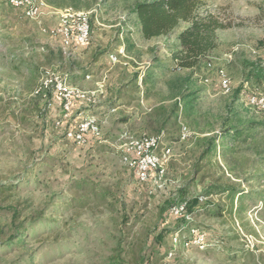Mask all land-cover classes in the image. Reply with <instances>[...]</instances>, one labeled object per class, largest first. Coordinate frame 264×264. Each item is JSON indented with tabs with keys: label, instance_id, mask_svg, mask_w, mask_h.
<instances>
[{
	"label": "rangeland",
	"instance_id": "obj_1",
	"mask_svg": "<svg viewBox=\"0 0 264 264\" xmlns=\"http://www.w3.org/2000/svg\"><path fill=\"white\" fill-rule=\"evenodd\" d=\"M140 1L82 0L91 34L75 49L54 34L65 10L35 0L42 15L28 19L13 9L24 4L0 0V264H264V129L236 148V158L225 161L220 147L226 118L264 121V107L246 101L247 94L264 95V79L247 81L244 67L255 63L264 72V0H206L233 27L218 32L219 46L201 71L157 74L163 80L147 86L142 72L170 66L165 44L175 39H142L133 14ZM110 53L120 65L109 71ZM73 63L98 69L97 85L69 84L63 76ZM221 71L231 79L229 93L220 88ZM56 73L85 105L61 125L64 101L60 110L49 84ZM138 74V86L124 85ZM183 97L192 101L187 114ZM101 107L117 110L101 115ZM82 121L91 135L78 145L70 137H78ZM184 126L191 136L180 139ZM144 136L162 138L160 150H171L166 170L152 171L146 183L129 152ZM214 137L216 152L203 156ZM232 188L242 196L232 199L224 191ZM181 195L201 200L193 224L208 235L204 248L172 245L180 224L167 203ZM13 209L21 213L16 222ZM19 224L27 237L9 244Z\"/></svg>",
	"mask_w": 264,
	"mask_h": 264
},
{
	"label": "trees",
	"instance_id": "obj_2",
	"mask_svg": "<svg viewBox=\"0 0 264 264\" xmlns=\"http://www.w3.org/2000/svg\"><path fill=\"white\" fill-rule=\"evenodd\" d=\"M46 1L49 5L63 10L69 8L78 11L87 9V7L83 5L84 3H82V0ZM13 9L20 12L24 16L22 9ZM133 14L136 16L139 33L142 39L149 41L159 37L169 36H172L175 39L172 43L165 44V48L169 53L167 61L170 63V66H168L167 63L159 65L158 67H153L152 65L146 66L144 77V79L146 78L144 80L145 86H147L149 82L152 84L160 83L163 79L156 77L157 74L167 75L178 71H201L206 60L210 58V53L216 50L219 46L218 32L220 30H226L233 27L231 23H225L213 14L208 9L206 0H144L137 2L134 5ZM182 25H185V27H183L180 32L175 33V31ZM131 48L132 47L129 46L128 51H130ZM244 67L245 70H249L247 81L254 84H259L263 81L264 72L260 66L255 63L245 62ZM89 72V67H80L79 65L73 63L69 66L68 71L63 77L69 84H73L78 80L83 79ZM139 75L140 74L136 75V79L131 80L129 84L138 86ZM49 94L50 92L47 96L44 95L47 98L45 108H47L50 104V97L48 98ZM248 95L249 94L246 95V98ZM44 96L38 95L41 99H43ZM188 99L189 97H185L183 99V111L185 114H187L192 107V101H187ZM57 103L60 105V110L61 108L63 109L62 100ZM76 109L82 108L76 107L74 111ZM176 111H179V109H176ZM69 124L63 127L64 130L67 131L70 129ZM263 129L264 121H252L245 124L240 120L237 121L232 119V117L226 118L224 121V131L220 138V147L221 150H223L222 155L224 156L225 161L229 157L236 158L233 155L241 153V151L236 148L249 139L256 140ZM217 148L218 144L216 143V138L214 137L209 139L208 148L203 153V156H211L214 152H216ZM232 165L233 167L231 169L233 171L237 165L235 162H233ZM196 171H200V168H197ZM224 191H227L232 199L238 194L239 196H242L243 192L239 188L225 189ZM180 202H187L186 216L180 218L170 216L169 209L171 206ZM167 206L169 209L166 212H168L169 216L176 219L180 224L176 232H179L182 237L186 236L189 228L195 226L193 224L195 215L203 210L201 208L202 204L200 198H195L189 201L185 199V195H181L178 202H175V199L171 200L167 203ZM20 214L21 213L18 210L13 209L14 222L20 218ZM22 228L23 225L19 224V227H17V233L11 238L9 244H13L14 242H24L25 237H27V230H22ZM163 238V234L159 236L160 240Z\"/></svg>",
	"mask_w": 264,
	"mask_h": 264
},
{
	"label": "built area",
	"instance_id": "obj_3",
	"mask_svg": "<svg viewBox=\"0 0 264 264\" xmlns=\"http://www.w3.org/2000/svg\"><path fill=\"white\" fill-rule=\"evenodd\" d=\"M8 2H18L26 3V1L22 0H7ZM26 18L29 19V16H37L40 18L42 15V6L39 4L38 9L36 13H23ZM67 29H74V36H69V39H59L60 46H70L75 49H78L80 46H74V39H81V46L85 45L83 43V34H88L90 31L89 28L82 26H74V27H57L54 31V34L57 36L58 30H65ZM110 56H117L118 55H112V53L108 54V61L110 62ZM63 78H61L59 73L55 74V84L52 88V92L58 95L60 100L65 101V113L61 115L60 120L57 122V125H61L62 122H67L71 119V116L73 115L74 109L82 108L85 105H79V98H71L70 96L63 93L62 90H59V82H61ZM95 102V100H93ZM91 128L87 126V124L83 123L82 125H76V129L78 130V137H70V140H73L78 145L86 144L88 136L91 135ZM94 136V135H93ZM191 132H187V127L184 126V130L181 131V138L184 137H190ZM96 137V136H95ZM158 137L155 138V141ZM150 151V150H149ZM149 151H142V152H132V155H134V166L133 169L139 178L141 182H149V171L147 169V161H148V154ZM163 153V151H161ZM162 170H166V166L162 167ZM187 212V202H180L176 203L171 206L169 209L170 216L175 218H180L186 216ZM208 242V235L206 232L199 230V228L193 226L189 228L187 236L182 237L179 232L175 233L172 238V245L174 248L177 247V245H182L185 247H191V246H199L200 248H204ZM169 255L172 256V251L169 253Z\"/></svg>",
	"mask_w": 264,
	"mask_h": 264
},
{
	"label": "bare ground",
	"instance_id": "obj_4",
	"mask_svg": "<svg viewBox=\"0 0 264 264\" xmlns=\"http://www.w3.org/2000/svg\"><path fill=\"white\" fill-rule=\"evenodd\" d=\"M22 1H26V3H21V4H24V6L20 7L19 5H17V7L21 8L23 10V13H36V11L38 9V5H37V3L35 4V2H34L35 0H22ZM16 3H18V2H16ZM34 17H36V16H29V18H34ZM90 22H91V19H90V16L88 13L76 11L73 9H67L62 14L60 27H74V26H82L83 25V27L89 28L90 31L88 32V34H83V43L86 44L89 41L90 34H91V25H90L91 23ZM59 35H60L61 39H69V36H74V29H67V31L59 30ZM78 45H81V39H74V46H78ZM68 47L73 48L70 46H68ZM110 59H111V62L113 65L118 62V58L116 56H110ZM207 68L210 70L212 68V64L208 63ZM219 79H220V82H219L220 88L224 92L229 93L232 90L231 79L223 71H221L219 73ZM208 80L209 79L206 78V81H208ZM49 84L54 86V84H55V77L54 76L50 80ZM59 90H62L64 94L70 96L71 98H73V95L76 96L75 92H77L75 88L69 87L68 83L64 79H62L61 82H59ZM82 92H83V90H82ZM87 97L84 94L81 96V98H87ZM246 101H247V104H249L252 107H256V108L264 107V95L252 94V95H249L247 97ZM81 102H82V100H81ZM64 110H65V101H64ZM156 137L144 136L141 139H139L138 141L131 143V147H130L132 152H142V151H149L150 150L149 154H148V161H147V169L149 171V175L154 170L155 171L160 170L162 173V167L169 161V159L171 157V150L170 149L160 150L162 138L158 137L157 140L155 141ZM163 147H164V145H163ZM161 151H163V153H161ZM132 160H133V158H132ZM132 160L130 162V165L134 166V163H132ZM126 161H128L127 158H126Z\"/></svg>",
	"mask_w": 264,
	"mask_h": 264
},
{
	"label": "crops",
	"instance_id": "obj_5",
	"mask_svg": "<svg viewBox=\"0 0 264 264\" xmlns=\"http://www.w3.org/2000/svg\"><path fill=\"white\" fill-rule=\"evenodd\" d=\"M140 34V33H139ZM141 36V35H140ZM120 47H124L125 48V46H120ZM119 47V48H120ZM117 50H115V52H116ZM126 52H128V51H126ZM74 55H75V53H74ZM106 59L108 60V57L106 56ZM110 65V69H109V71L110 70H112L113 69V67H115V66H118V65H120V64H118V65H111V63L109 64ZM69 69V68H68ZM89 69H90V72L87 74V75H85V77L83 78V79H81V80H78L77 82H75V83H73V84H71V85H75V86H79V87H81V88H85V89H92L95 85H97V81H98V78L96 77V75H97V70L98 69H91V67H89ZM68 71V70H67ZM142 72V71H141ZM142 73H145V71H143ZM87 77H89V79H87ZM88 80H92V81H88ZM130 81H131V79L129 80H127L125 83H124V85L125 84H129L130 83ZM124 85L122 86V88H121V90H120V93L122 94L120 97H119V102L120 101H122L123 100V94H125L124 92H125V88H124ZM118 98H116V100H117ZM115 100V99H114ZM99 110H101L102 112L100 113L101 115L102 114H104V113H108V114H110L111 112H116V110H117V108L116 109H113L112 111H110V110H108L107 112L106 111H103V107H101V108H99ZM167 145H169V144H167ZM166 145V146H167ZM157 182V179L154 181V183H156Z\"/></svg>",
	"mask_w": 264,
	"mask_h": 264
}]
</instances>
